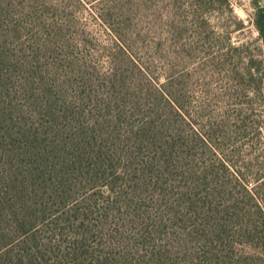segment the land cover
Segmentation results:
<instances>
[{
    "label": "trees",
    "instance_id": "trees-1",
    "mask_svg": "<svg viewBox=\"0 0 264 264\" xmlns=\"http://www.w3.org/2000/svg\"><path fill=\"white\" fill-rule=\"evenodd\" d=\"M256 27L264 47V9ZM5 66L0 264H264V168H195L192 140L206 142L189 134L192 109L171 91L153 88L156 100L132 107L84 95L73 104L49 74ZM242 77L263 84L251 66ZM254 111L230 115L239 137L258 132ZM142 193L163 200L167 223L117 228L137 216L119 206Z\"/></svg>",
    "mask_w": 264,
    "mask_h": 264
},
{
    "label": "rangeland",
    "instance_id": "rangeland-1",
    "mask_svg": "<svg viewBox=\"0 0 264 264\" xmlns=\"http://www.w3.org/2000/svg\"><path fill=\"white\" fill-rule=\"evenodd\" d=\"M258 9L264 0H0V61L15 74L31 68L49 74L75 97L73 104L88 102L84 95L93 103L132 107L156 100L153 88L169 90L192 109L189 134L205 139L206 147L192 140L195 168L220 173L230 160L238 170L257 171L264 168ZM249 66L262 85L243 79ZM241 106L255 110L259 128L246 138L230 118ZM129 199L136 201L118 209L137 216L119 220L117 228L132 224L143 233L167 223L159 197Z\"/></svg>",
    "mask_w": 264,
    "mask_h": 264
}]
</instances>
